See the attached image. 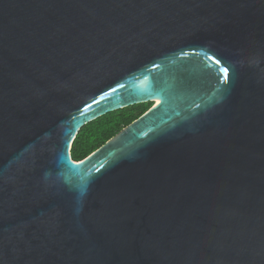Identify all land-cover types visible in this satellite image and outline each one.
<instances>
[{
	"label": "water",
	"instance_id": "1",
	"mask_svg": "<svg viewBox=\"0 0 264 264\" xmlns=\"http://www.w3.org/2000/svg\"><path fill=\"white\" fill-rule=\"evenodd\" d=\"M0 264H264V0H0Z\"/></svg>",
	"mask_w": 264,
	"mask_h": 264
},
{
	"label": "trees",
	"instance_id": "2",
	"mask_svg": "<svg viewBox=\"0 0 264 264\" xmlns=\"http://www.w3.org/2000/svg\"><path fill=\"white\" fill-rule=\"evenodd\" d=\"M153 105L152 101L131 105L90 121L80 129L73 141L72 158L75 161L86 158Z\"/></svg>",
	"mask_w": 264,
	"mask_h": 264
},
{
	"label": "snow or ice",
	"instance_id": "3",
	"mask_svg": "<svg viewBox=\"0 0 264 264\" xmlns=\"http://www.w3.org/2000/svg\"><path fill=\"white\" fill-rule=\"evenodd\" d=\"M225 72L227 71V69L224 70Z\"/></svg>",
	"mask_w": 264,
	"mask_h": 264
}]
</instances>
